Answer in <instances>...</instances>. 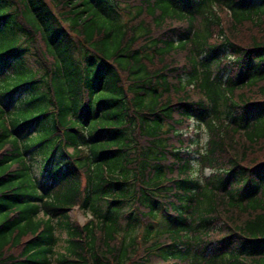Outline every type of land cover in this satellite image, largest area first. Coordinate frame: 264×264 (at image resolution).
Returning <instances> with one entry per match:
<instances>
[{"label": "trees", "instance_id": "trees-1", "mask_svg": "<svg viewBox=\"0 0 264 264\" xmlns=\"http://www.w3.org/2000/svg\"><path fill=\"white\" fill-rule=\"evenodd\" d=\"M0 36V264H264V0H0Z\"/></svg>", "mask_w": 264, "mask_h": 264}, {"label": "rangeland", "instance_id": "rangeland-1", "mask_svg": "<svg viewBox=\"0 0 264 264\" xmlns=\"http://www.w3.org/2000/svg\"><path fill=\"white\" fill-rule=\"evenodd\" d=\"M7 39L8 38H6V37H4V36H0V51H2V50H4V49H6V48H9L11 45H5V44H7V43H5V41H7ZM4 45V46H3ZM24 65H26L25 63H24ZM27 65L28 66H31V63L29 62V61H27ZM17 69V68H16ZM24 71H26V70H24ZM19 74H18V72L17 71H14V73H10V74H7L6 76H4L3 78H2V80L0 81V83H5V82H10V83H12V82H14L15 81V79L16 78H14V77H16V76H18ZM190 128H192V131H191V129ZM193 129H194V126H193V121L192 120H190V124L188 125V127H187V129H186V131H187V133H189V134H191V132H193ZM205 138H206V136H205V132L202 130V132H201V135H200V141H199V144L200 145H202L203 144V142L205 141ZM41 163H39L38 162V165H37V167L35 166V163H34V167H33V171L34 172H36L37 173V170H36V168L38 169V171H40V167H41ZM204 173H208V168L207 167H204ZM69 213H70V216L72 217V218H76V219H78V220H83L84 218H83V216L75 209V208H72V209H70L69 210ZM57 231V234H58V236H59V238H60V242L62 241V239L65 237V233H64V231H62L61 229H59V228H57L56 229ZM60 245V244H59Z\"/></svg>", "mask_w": 264, "mask_h": 264}]
</instances>
